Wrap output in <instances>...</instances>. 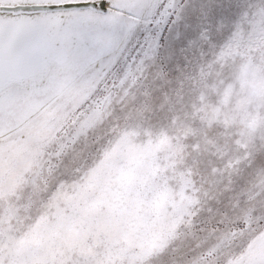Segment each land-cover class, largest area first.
<instances>
[{
    "label": "rangeland",
    "instance_id": "374dc122",
    "mask_svg": "<svg viewBox=\"0 0 264 264\" xmlns=\"http://www.w3.org/2000/svg\"><path fill=\"white\" fill-rule=\"evenodd\" d=\"M107 3L104 59L0 134V264H264V0Z\"/></svg>",
    "mask_w": 264,
    "mask_h": 264
},
{
    "label": "bare ground",
    "instance_id": "6f19581e",
    "mask_svg": "<svg viewBox=\"0 0 264 264\" xmlns=\"http://www.w3.org/2000/svg\"><path fill=\"white\" fill-rule=\"evenodd\" d=\"M27 2L52 6L51 12L39 13V16L43 17V32L49 39H55L63 24L75 22L78 27L88 31L90 42L86 47L73 52L50 51L43 41H37L33 45L30 57L34 68L20 77L6 78L0 83V134L10 130L17 131L31 123L40 112L73 90L79 79L99 65L100 60L108 54L107 48L121 34L124 24L121 18L98 16L108 9L107 0H27ZM101 4L104 5L103 8ZM4 9L0 10V16L7 17L10 12L7 4ZM89 11L95 16H89L91 13L85 14ZM23 15L28 17L37 14ZM127 76L123 77L122 82ZM103 115L100 108L92 110L82 122L79 131L83 130L82 127L88 128L101 121Z\"/></svg>",
    "mask_w": 264,
    "mask_h": 264
},
{
    "label": "snow or ice",
    "instance_id": "6c2138e0",
    "mask_svg": "<svg viewBox=\"0 0 264 264\" xmlns=\"http://www.w3.org/2000/svg\"><path fill=\"white\" fill-rule=\"evenodd\" d=\"M7 4V17L0 16V83L6 78L22 76L34 68L30 52L37 41H43L53 52H73L86 47L90 36L86 29L75 22H67L58 30L55 39H49L43 32V17L39 13L53 10L43 3H28L27 0H0V10ZM103 8L104 5L101 4ZM23 13H36L25 17Z\"/></svg>",
    "mask_w": 264,
    "mask_h": 264
},
{
    "label": "water",
    "instance_id": "95a60500",
    "mask_svg": "<svg viewBox=\"0 0 264 264\" xmlns=\"http://www.w3.org/2000/svg\"><path fill=\"white\" fill-rule=\"evenodd\" d=\"M3 10H5V9H3ZM7 10V9H6ZM8 11V10H7Z\"/></svg>",
    "mask_w": 264,
    "mask_h": 264
}]
</instances>
